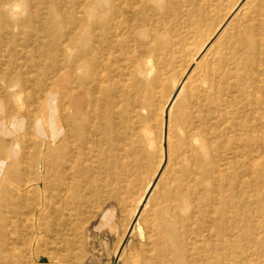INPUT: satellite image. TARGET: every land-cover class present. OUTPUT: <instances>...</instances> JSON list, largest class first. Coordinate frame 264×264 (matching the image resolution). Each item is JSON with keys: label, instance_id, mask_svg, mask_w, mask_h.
Instances as JSON below:
<instances>
[{"label": "rangeland", "instance_id": "374dc122", "mask_svg": "<svg viewBox=\"0 0 264 264\" xmlns=\"http://www.w3.org/2000/svg\"><path fill=\"white\" fill-rule=\"evenodd\" d=\"M144 3L132 0L129 13ZM113 5L0 0V192L11 190L16 176L24 179L18 215H7L21 236L11 234L8 256L0 247V264H157L155 231L139 211L151 208L168 184L159 170L146 187L187 105V89L181 101L175 96L189 59L211 68L221 62L237 77L229 78L226 115L212 140L208 172L216 196L187 260L264 264V0H151L142 12L154 20L128 33L122 55L102 54L94 67L102 69L109 95L121 100L126 127L115 130L127 139L93 163L94 184L83 183L80 208L56 202L59 211L47 217L38 209L42 199L32 180L49 199L48 148L69 133L67 115L79 119L86 111L80 79L91 41L85 33ZM112 25L116 45L127 35ZM93 29L94 36L99 28Z\"/></svg>", "mask_w": 264, "mask_h": 264}, {"label": "bare ground", "instance_id": "6f19581e", "mask_svg": "<svg viewBox=\"0 0 264 264\" xmlns=\"http://www.w3.org/2000/svg\"><path fill=\"white\" fill-rule=\"evenodd\" d=\"M112 1H114L113 7L104 9V14L88 25L90 29L85 33L86 39L91 41L83 52L84 76L80 79V89L86 94L81 106L86 111L79 119L67 115L69 133L63 136L62 140L65 142L52 143L48 148L49 199H46V193L38 191L40 189H38V181L32 180L34 195H40L42 199L38 203V209L44 210L42 214L46 217L59 211L57 203L69 208L71 205L80 208L85 196L83 183L88 179L91 187L94 184L93 163L100 162L107 153L106 149L118 139H127L126 132L121 134L115 130L117 127L124 129L126 127L123 125L124 116L118 106L121 100L109 95L110 87L106 89L102 85V69L99 67L96 70L94 67L97 66V60L102 54L109 55L119 49L122 55L123 45L130 38L128 33L134 27L146 26L154 18L147 17L142 12L151 7V0H145L141 10L132 13H129V4L132 0ZM108 12V17L111 18H107ZM112 21L127 35L118 40L116 45L113 44ZM70 25L68 21L67 26ZM96 27L99 28V32L93 36L92 30ZM217 31L216 29L213 35ZM191 64L193 66L190 70ZM230 77L236 79L237 74L230 71V68L226 69L221 62L216 64V68H211L205 63L200 66L193 59L185 63L182 78L179 79L180 90L175 99L181 101L182 93L187 89L188 102L179 111L175 140L173 143H167L164 159L156 165L146 187H150L159 170L167 174L168 184L165 192L151 208L144 207L139 211V216L148 219L155 231L157 264H190L187 260L188 251L195 248L193 245L202 221L208 216L214 200L212 197L216 196L211 188L212 179L208 168L213 162L212 140L218 130L220 115H226L223 108L226 103L224 93H229L233 88L229 82ZM104 144L107 146L103 148ZM162 161L166 162L164 168L161 165ZM23 180V177L16 176L10 181L12 189L0 192L4 198L0 204V211L4 210L3 214L0 213V247H2L0 250L6 256L14 251L12 246H9L11 243L8 242L11 234L15 233L16 239L21 236L20 231L15 230L16 225L9 223L7 215H18L17 207L23 202L19 183ZM148 197L149 194L143 199L145 205ZM8 227H11V231H8Z\"/></svg>", "mask_w": 264, "mask_h": 264}]
</instances>
